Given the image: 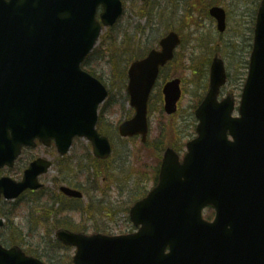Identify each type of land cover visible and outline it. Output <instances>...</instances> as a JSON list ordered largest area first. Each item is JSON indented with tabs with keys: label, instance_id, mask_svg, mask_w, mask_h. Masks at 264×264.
Segmentation results:
<instances>
[{
	"label": "water",
	"instance_id": "water-1",
	"mask_svg": "<svg viewBox=\"0 0 264 264\" xmlns=\"http://www.w3.org/2000/svg\"><path fill=\"white\" fill-rule=\"evenodd\" d=\"M35 2L41 4L38 10L41 14L36 18L32 17L30 10ZM101 4L110 18L119 9L117 0H0V87L9 88L20 98L25 95L24 90L29 95L22 101H10L9 114L16 119V125L10 128L19 145L26 142V137L35 138L46 133L70 139L77 134L92 141L96 156H108L110 145L94 128L97 105L106 97L104 88L90 77L82 76L77 65L75 74H68L66 81L59 80V76L71 68L70 57L75 58L79 54L83 57L98 35L100 26L93 17ZM211 15L218 20L219 30L223 32L224 10L213 8ZM105 18L104 23L112 25ZM76 19L78 22L69 35V54L63 56L54 69H51L52 66L23 64L25 58L43 55L52 49L60 35L68 31ZM179 44V36L171 32L160 42L161 52L153 50L146 59L131 65L128 89L137 114L120 127L122 136L141 134L145 141L150 92L160 67L173 58ZM66 47L67 43L61 50ZM22 66L25 67L22 69ZM30 74L38 77L35 85L27 81ZM226 79L224 64L216 58L212 65L210 92L197 111L201 120L198 129L201 137L189 147L190 154L183 165L179 164L172 150L167 151L159 186L147 201L132 210L133 221L144 226L138 235L109 241L102 237L90 239L69 232L59 233V239L67 244L82 247L86 243L79 262L90 264L92 241H154L152 234L157 233L156 237L163 240L159 243L162 250L167 241L158 228L187 225L189 230L185 239L190 243L189 264H219L220 244L228 240L230 249L234 235L239 232L237 228L241 238L235 257L231 258L233 264H264V1L258 15L250 76L239 120L230 118L233 109L230 99L222 105L217 102L219 90ZM43 82L50 85L58 82V86H66L63 90L43 89ZM9 84L23 90L12 88ZM165 95L166 111L174 113L181 97L180 81L168 83ZM2 99L6 100L5 96ZM3 100H0V107L4 106ZM227 133L232 135L234 143L227 141ZM25 179L23 184L12 185L14 191L3 182L0 192L4 190L7 198L16 197L30 186L31 177ZM35 179L34 176L33 182ZM64 191L71 196H81L78 192ZM210 204L220 214L218 223L213 225L201 222L202 210ZM129 245L136 247V243ZM107 246L120 248L116 244ZM0 264L42 263L25 258L16 248L4 250L0 247Z\"/></svg>",
	"mask_w": 264,
	"mask_h": 264
},
{
	"label": "rangeland",
	"instance_id": "rangeland-1",
	"mask_svg": "<svg viewBox=\"0 0 264 264\" xmlns=\"http://www.w3.org/2000/svg\"><path fill=\"white\" fill-rule=\"evenodd\" d=\"M125 2V16L105 37L101 51L93 57L100 59L89 60L87 65V68H92L103 79L112 92V99L104 108L103 121L104 130L112 138L116 154L105 168L92 170L93 157L90 151V197L96 199L90 210V217L93 218L90 220V233L96 231L91 229L94 225H99L98 228L102 229L108 228L109 234H121L131 230L127 220L128 209L154 186V164L163 156L167 147L180 150L179 145L183 146L195 135L197 121L194 110L208 91L209 68L215 56L223 59L228 73V84L222 88L221 99L232 95L236 106L239 105L261 0H148L147 5H143L140 0ZM212 5L222 6L227 12L225 33L218 32L217 23L208 15V9ZM172 29L181 35L184 44L174 63L163 71L159 86L152 95L149 142L144 145L139 138L122 139L118 133L115 134V130L118 125L134 116L128 97L126 98L128 65L134 59L132 57L135 53L142 54L150 48L158 47L159 40ZM118 36L120 40L116 41ZM174 78L181 79L183 99L179 113L167 116L162 110V87L165 82ZM87 145L86 142H79L76 151L71 155L80 158L75 162L76 167L88 155L84 151L88 148ZM40 152L41 150L37 151ZM25 160L12 173L2 175L21 180L27 167ZM122 162H127L126 165L132 164L136 174L120 170ZM51 172V178L57 174L55 168ZM85 180L83 175L81 185H84ZM42 181L53 194V183L46 178ZM104 201L107 204L104 210H109L106 214H110V218L102 220L105 215L101 210ZM29 207L22 206L16 211L15 223L23 228L28 243L44 247L45 243L39 238L53 240V232L47 228L38 230L37 224L44 216L29 214ZM118 207L117 212L120 213L113 214V210ZM11 208L12 204L1 206V210ZM6 234L0 232V242L4 243L1 239L10 242ZM73 251L74 249L59 250L57 258L61 259L54 264H70Z\"/></svg>",
	"mask_w": 264,
	"mask_h": 264
}]
</instances>
